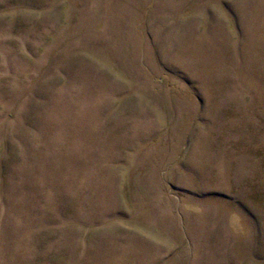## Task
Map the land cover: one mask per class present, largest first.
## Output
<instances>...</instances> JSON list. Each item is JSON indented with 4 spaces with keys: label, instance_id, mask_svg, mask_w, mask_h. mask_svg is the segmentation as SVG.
<instances>
[{
    "label": "rangeland",
    "instance_id": "rangeland-1",
    "mask_svg": "<svg viewBox=\"0 0 264 264\" xmlns=\"http://www.w3.org/2000/svg\"><path fill=\"white\" fill-rule=\"evenodd\" d=\"M0 264H264V0H0Z\"/></svg>",
    "mask_w": 264,
    "mask_h": 264
}]
</instances>
